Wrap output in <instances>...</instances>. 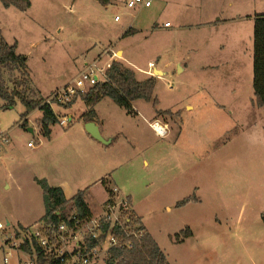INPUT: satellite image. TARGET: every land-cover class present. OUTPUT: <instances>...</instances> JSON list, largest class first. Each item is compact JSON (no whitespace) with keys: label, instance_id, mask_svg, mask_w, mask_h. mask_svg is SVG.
Instances as JSON below:
<instances>
[{"label":"rangeland","instance_id":"374dc122","mask_svg":"<svg viewBox=\"0 0 264 264\" xmlns=\"http://www.w3.org/2000/svg\"><path fill=\"white\" fill-rule=\"evenodd\" d=\"M127 1L31 0L22 11L0 0V30L27 58L28 75L7 68L6 79L25 78L28 96L46 99L85 60L123 48L124 65L138 79L159 77V103L139 100L138 115L119 105L103 108L130 137L104 145L123 162L115 171L119 195L129 194L133 214L171 264H264V107L256 104L253 87L254 18L264 14V0H152L143 8ZM109 53L104 64L120 57ZM76 101L53 107L60 116L87 109L80 97ZM160 110L168 111L158 116L169 124L166 136L148 125ZM25 111L20 101L8 107L0 97V129L9 133L0 149V219L13 225L15 217L35 213L37 199L43 208L35 175L75 187L87 174L73 149L74 133H66L69 125L52 124L47 137L42 111L24 123ZM107 195L102 183L86 191L91 212ZM186 228L190 236L182 233ZM23 258L16 254L10 264Z\"/></svg>","mask_w":264,"mask_h":264},{"label":"built area","instance_id":"2783aa9c","mask_svg":"<svg viewBox=\"0 0 264 264\" xmlns=\"http://www.w3.org/2000/svg\"><path fill=\"white\" fill-rule=\"evenodd\" d=\"M151 3L152 0H128L127 6L148 7ZM115 20H119V16ZM169 25V22L165 23V26ZM109 50L116 55L113 47H110L86 62L70 81L56 88L45 102L53 109L54 105L65 108L99 82L106 81L107 71L113 62L109 59L104 64L103 57L111 55ZM73 121L72 115H58V122L63 126L70 125ZM152 126L158 135L168 134L167 124L154 121ZM8 142V131L0 129V149L2 144ZM28 145L35 146L33 142H28ZM119 193L120 189L113 186L109 198L102 203L100 210L87 215H80L73 209L58 221L48 218L25 228L15 227L8 220L5 222L0 219V234L3 237L0 248L4 264H10L12 256L16 254L24 256L23 264H38L40 257L57 260L62 264H107L112 250H133L141 242L146 228L133 214L130 199Z\"/></svg>","mask_w":264,"mask_h":264},{"label":"trees","instance_id":"16d2710c","mask_svg":"<svg viewBox=\"0 0 264 264\" xmlns=\"http://www.w3.org/2000/svg\"><path fill=\"white\" fill-rule=\"evenodd\" d=\"M5 7L15 6L24 11L31 7V0H1ZM107 5L111 0H100ZM131 31L129 29L126 33ZM11 71L27 72L26 56L17 52V44H9L0 30V97L6 101L8 107H13L18 101L23 103L26 111L22 118L27 122V116L34 110L42 111L41 127L44 136L49 137L51 134V125L58 122V114L52 106L45 102L44 98L29 97L27 80L25 78H15L9 82L5 77V69ZM108 79L99 82L80 98L87 106L92 107L103 97L112 98L118 105L126 108L129 113L134 112L132 101L143 99L158 104V98L155 96V85L157 78L150 76L144 80H138L135 71L128 68L120 61H113L107 71ZM12 84V86H11ZM253 87L256 104L264 107V14H259L254 18V64H253ZM30 89V88H29ZM74 99L65 108L71 107L75 103ZM168 112L158 111V113ZM85 122L96 121L97 114L94 109L85 111L81 116ZM22 122V123H23ZM36 182L43 190V201L45 213L41 220L52 219L58 221L64 217L68 209H76L80 215L91 213L86 198V190H80L71 199L65 196L63 189L59 186H52L45 178H35ZM184 200L183 202H185ZM69 205L71 208H69ZM59 213V214H58ZM264 221V215H263ZM21 228L25 226L19 225ZM185 236H190V228L183 230ZM124 256L123 258L121 256ZM38 264H62L60 261L44 257L38 259ZM107 264H171L163 252L158 242L152 234L146 230L141 242L129 251L119 249L112 250L111 257Z\"/></svg>","mask_w":264,"mask_h":264},{"label":"crops","instance_id":"0c3cea01","mask_svg":"<svg viewBox=\"0 0 264 264\" xmlns=\"http://www.w3.org/2000/svg\"><path fill=\"white\" fill-rule=\"evenodd\" d=\"M151 5H152V3H151ZM150 6H148V7H150ZM143 7H145V6H139V8H143ZM116 21H118V20H116ZM166 22H169V21H166ZM133 28L134 27L131 25L130 26V29H131L130 32H132ZM127 31H125V35H127V33H126ZM114 50H115L116 54H120V57L117 58L118 61H121L124 64L123 61H125V50L123 48H118V49H114ZM100 53L101 52H98L96 54V56L99 55ZM207 57H208V55L204 56L203 58L205 59ZM86 62H88V60L84 61L82 68ZM160 71H162V70H160ZM164 73L165 72L162 71L161 75ZM150 75H151V73H150ZM136 77H137V75H136ZM147 78H148V76H146L143 79H138V78L137 79L138 80H144ZM157 79H159V77ZM139 100H141V99L132 101V107L134 110L133 115H136V114L138 115V111L136 110V108L134 106L136 105V102L138 103ZM77 101L74 104H76ZM147 102L149 103L150 101H147ZM150 103H153V102H150ZM158 103H159V100H158ZM116 105H118V104L112 98L106 96V97H103L102 99H100L92 107L87 106V109H83L81 112H79V114H74V113L71 114L72 116H74L73 117L74 122L75 123L77 122V124L73 126L72 125L73 122H72L68 126V128L66 129V133H74V135H75L76 139H75V142H73V144H72L73 149H75V151L77 152V154L79 155V157L82 161L83 166L85 165L84 167L87 169V174H88L87 179H85L87 174H85L84 176H79L80 178H83L82 182H79V185H75V187H73L72 186L73 181L70 182L64 178L52 179L50 176L40 177L39 175H35V178H45L50 185L61 187L65 193V196L68 199H71L80 190H86L87 193H89L92 191V189L97 187L100 183L103 184V186L107 189V192H108V195L106 197H103V199L101 200L102 203L109 198V192L113 186L114 187L117 186L120 189V192H122L121 191L122 188L120 187V185H117V183H116L117 182L116 181L117 174L115 173V171H116V169H118L123 164V162L120 161V158H118L117 156H114V155L112 156V154L110 153V148H105V146H104V145L112 144L115 141H119L121 138H127L128 140L130 138L126 135V128L123 125L122 121H118L117 119H113L111 116H108L103 112L104 106H111L112 108H116ZM89 109L95 110V112L97 114V120L95 122L99 125L100 131H101V134L103 135V137L105 139H111L110 143L106 144V143H103L99 140H96L85 129V123L86 122L84 121V119L81 116L85 111H87ZM37 110H39V109H36L34 111H37ZM161 111H166V110H161ZM30 114H32V113H30ZM28 116H27V119L29 120L30 116L29 117ZM158 116H160V115L157 111V113L152 115L153 121L148 122V125L153 129L152 123L154 121H158L160 123L167 124V126L169 128V124L161 121V119ZM144 118H145V122H147L146 117H144ZM169 130H170V128H169ZM168 133H169V131H168ZM131 143L133 144V142H131ZM29 147L34 148L35 146H29ZM53 180H56V181H53ZM40 188H41V186H40ZM41 190H42V188H41ZM41 195H42L43 208L38 207L39 202L37 199V202L35 204L31 205V206H33L32 210H34L35 213L31 216H25L24 215L22 217H15V219H14L15 224L14 225H16V226H19V225L33 226V225L37 224L38 222H40L42 216L45 213V206H44V201H43V190H42ZM126 195L128 196L129 194L127 193ZM33 201L34 200L32 199V202ZM132 203H133V200H132ZM88 205H89V202H88ZM89 207H90V205H89ZM133 207H134V205H133ZM90 209H92V208L90 207ZM7 220H8V218H7ZM141 221H142V218H141ZM8 222L11 223V221H9V220H8ZM143 225L149 231V229L147 228V226L144 223H143Z\"/></svg>","mask_w":264,"mask_h":264},{"label":"water","instance_id":"95a60500","mask_svg":"<svg viewBox=\"0 0 264 264\" xmlns=\"http://www.w3.org/2000/svg\"><path fill=\"white\" fill-rule=\"evenodd\" d=\"M160 72L162 73V71H160V70H158V69H156V70L154 71L155 74H161ZM85 129H86L87 132H88L89 134H91V136L94 137L96 140H99V141H101V142H103V143H106V144H108V143L111 142V139H105V138L103 137V135L101 134V131H100L99 125H98L95 121H89V122H86V123H85ZM28 130L33 131V128L30 127V128H28Z\"/></svg>","mask_w":264,"mask_h":264}]
</instances>
